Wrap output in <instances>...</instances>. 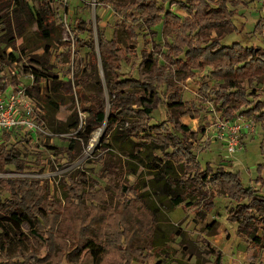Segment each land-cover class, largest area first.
Instances as JSON below:
<instances>
[{"label": "trees", "instance_id": "1", "mask_svg": "<svg viewBox=\"0 0 264 264\" xmlns=\"http://www.w3.org/2000/svg\"><path fill=\"white\" fill-rule=\"evenodd\" d=\"M31 1L34 0H0V23L6 31L8 45H14L24 37L26 28L32 23L46 40L52 38L59 23L63 25L59 7L54 8L57 0H36V8L31 7ZM161 1L99 0V5L114 6L124 18H133L135 13L139 14V19L134 22L137 25L127 30L130 39L138 38L137 30L148 31L155 36L153 28L159 24L170 31L169 41L163 45L153 42V49L141 54L137 78H121L125 55L117 38H106L99 18L96 19L97 39L92 20L78 19L74 22L70 28L74 37L73 45L71 42L62 44L67 61L71 62L72 54L76 55L83 49H88L89 53L87 58L81 59L73 68L76 72L73 77L76 98L72 100L80 102L74 114L73 130L79 129V114H87L85 124L77 135L78 138L83 137L86 143L92 133L104 128V149L108 146L111 134L120 128L130 137L143 136L147 143L172 148L171 155L184 162L200 188L210 190L215 197L227 196L238 202L237 208L230 213V219L238 224L239 230L250 223L264 230V196L246 187L238 173L227 171L222 166L212 167L210 163L205 168L201 166L195 154V143L200 134L206 133V128L193 131L181 122L186 116L197 119L201 108H197L194 101H184L183 88L176 81L177 78L182 81L195 80L198 71L210 69L209 76L214 84L211 86L203 78L199 93L212 97L223 118L252 117L264 129V103L251 106L253 102L248 95L255 97L257 92L253 90L249 93L242 87L244 82L253 86L254 82L264 76V48L222 45L225 30L236 29L233 22L236 14L230 8L231 0H173L171 5L183 11L186 17L166 11L163 5L160 6ZM262 27L258 23L255 29L261 31ZM96 48L100 52L103 80L93 77V70L99 62ZM53 50L51 45L45 44L42 54L29 58L37 67L27 68L34 77V87L28 88L26 92L30 95L33 91L37 93L35 99L40 108L48 99L50 90L59 92L63 87L51 65ZM16 51L6 54L0 48V72L29 55L26 47L20 50L18 58ZM71 71L72 66L68 68V72ZM41 82L47 83L45 93L41 92ZM226 82L227 85H224ZM14 86L17 87V84ZM161 86H166L164 96L160 92ZM7 88L4 78H0V91L4 92ZM86 88H94L97 92L87 94ZM104 88L108 91L109 100L102 94ZM162 105L167 107V120L152 125L153 114ZM18 134L30 133L23 131ZM11 137L7 135L6 139ZM78 138L65 139L68 146L64 152L70 155L67 167L84 157L86 145L82 146ZM3 147L0 150V169L5 173H24L27 164L18 150ZM164 156H169V153ZM161 167L159 164L156 171L160 172ZM258 170L263 172L264 164ZM69 181L68 192L76 194L78 205L74 204L70 196L65 201L52 197L49 183L41 179L14 177L1 180L0 184L6 187L10 195L6 199L0 196V231L7 233L10 230L12 239L28 241L22 227L29 225L31 235L41 244L40 250H46L48 264H59L57 258L63 260L67 251L62 241L65 238L72 241L73 253L88 256L95 264H108L109 255L114 253L119 257L116 264H133L134 261L145 259L144 250L155 249L156 215L149 209L142 214L136 212L134 206L140 199L132 188L117 190L109 185L96 192L99 182L87 176L82 169H78L75 178ZM89 182L92 189L86 195L94 207L93 212L82 206L83 194ZM127 194L133 198H124V204H119L118 208L108 204L111 196L116 195L119 199ZM183 202L181 196L174 200L175 206ZM57 247L58 250L55 249ZM221 259L219 254L218 264H221ZM30 262V259L13 262L9 257L8 262L0 260V264Z\"/></svg>", "mask_w": 264, "mask_h": 264}, {"label": "rangeland", "instance_id": "2", "mask_svg": "<svg viewBox=\"0 0 264 264\" xmlns=\"http://www.w3.org/2000/svg\"><path fill=\"white\" fill-rule=\"evenodd\" d=\"M54 8L59 7L60 23L55 28L52 38L46 40L33 23L26 28V34L16 44L8 45L6 42V31L0 23V48L6 54L16 51L17 58L20 57V50L26 47L29 51L28 57H22L18 62L10 64L4 71L0 72V78L7 83L9 93L12 90H27L34 87V77L27 68L37 67L30 62V57L43 53L45 44L51 45V65L63 83L62 90L48 92V99L43 103L40 123L45 128L46 134H40L34 139L30 134H18L0 145V150L15 148L25 160L27 169L24 173H5L0 169V181L6 178L22 177L34 178L46 181L50 185V194L57 200L65 201L70 196L74 204L78 205L79 200L76 194H69V179L75 178L78 169L86 172L90 178L96 179L100 186L96 192L106 189L111 185L117 190L125 187L132 188L138 195L140 202L134 208L142 214L151 210L156 215L157 229L155 233V249L143 252L145 258L133 264H218L217 257L221 255V264H264V230L255 223H250L239 230L237 223L230 219V213L237 208L238 202L227 196L215 197L208 189L200 188L187 171L186 165L178 157L172 156V148L156 146L153 143L144 141L143 136L130 137L122 129H117L109 137L106 148H102L105 129L96 130L86 143L83 137L78 138L87 114H79L80 126L77 131L73 130L74 114L78 110L79 101L76 98V87L73 80L76 73L73 68L80 60L88 57L89 50L83 49L80 53L72 54V61L68 62L62 44L65 42L74 43L71 29L78 19L92 20L94 25L95 39H97L96 19L99 18L100 26L105 31L108 40L117 38L120 47L125 55L122 69V79L138 77V66L143 52H150L153 49V42L164 44L170 39V31L162 24L155 25L153 36L148 31L137 30L136 40L128 38L127 30L136 26L135 20L139 14L135 13L133 18H124L116 11L114 6H101L99 0H57ZM173 0H162L160 6L166 11H172L181 17H186L175 5ZM187 1V0H176ZM234 1V2H232ZM235 3H238L236 5ZM31 7H37V1L30 2ZM67 7V14L65 8ZM230 8L235 12L233 19L234 30H225V37L222 45L233 47L238 44L243 48L262 47L264 48V6L256 0H231ZM18 13L21 14V11ZM261 23L262 30L256 31L255 26ZM70 26V27H69ZM89 38L88 35H83ZM99 62L93 70L95 79H104L102 66ZM72 66L71 73L68 68ZM210 69L204 72L198 71V78L195 80L182 81L177 78L178 85L183 88L184 101H194L201 113L197 119H181V122L193 131L205 127L206 133L200 134L195 143V154L203 168L207 164L212 167H224L227 171L238 173L243 184L257 190L264 196V170L260 172L259 166L264 164V129L261 124L252 117L242 116L244 119L254 121L256 134L247 133L241 139V148L234 155L228 154L222 142L217 138L216 129L221 118L219 106L215 104L211 96H204L199 93L203 84V78L208 80L212 86L214 82L209 76ZM17 84V87L14 86ZM227 85V82L224 83ZM41 92L45 93L48 86L42 85ZM243 88L248 92L255 90V97L248 95L253 102L251 106L264 103V76L254 82L253 86L244 82ZM85 92L95 93L94 88H86ZM162 96L165 95L166 86L160 87ZM3 94V92L0 91ZM103 96L109 100L106 88L103 89ZM32 96L36 98L37 93L33 91ZM36 100V99H35ZM38 103V101L36 100ZM250 106V107H251ZM249 108V107H247ZM168 110L166 105L160 106L153 114L151 124H160L167 120ZM241 117V116H238ZM184 118V117H183ZM78 138L82 146H85L84 157L68 166L69 157L64 152L68 146L65 139ZM169 153V156L164 154ZM162 160V161H160ZM167 161V162H166ZM161 165L160 172L156 171ZM14 171V168H12ZM162 173V174H161ZM71 177V178H70ZM91 183H87L83 194L82 206L94 211L89 197ZM6 187L0 184V196L2 199L9 197ZM86 195V196H85ZM181 198L184 202L175 206V198ZM132 199L131 194L125 197L111 196L108 204L112 208L123 205V199ZM120 201V202H119ZM119 202V203H118ZM190 207H188V205ZM117 205V206H116ZM120 205V206H121ZM28 241H16L10 237L12 231L7 233L0 231V260L7 261L8 257L13 262H25L30 259L31 264H48L46 250H40L41 244L35 240L30 233V226L22 227ZM66 254L59 264H95L88 256L73 253L72 241L65 238ZM58 250L59 248H55ZM6 255H9L6 257ZM60 257V256H59ZM63 257V256H62ZM119 259L116 253L110 254L108 264H116ZM11 264V263H10Z\"/></svg>", "mask_w": 264, "mask_h": 264}, {"label": "built area", "instance_id": "3", "mask_svg": "<svg viewBox=\"0 0 264 264\" xmlns=\"http://www.w3.org/2000/svg\"><path fill=\"white\" fill-rule=\"evenodd\" d=\"M264 6V0H256ZM47 86L41 82V86ZM10 88V87H8ZM7 88V90H8ZM6 91L0 93V145L6 142V136L28 131L34 139L40 134H46L40 123L42 110L35 98L26 90ZM249 133L256 134L254 121L237 117L234 119L221 118L217 125V138L222 142L228 154L234 155L241 148V139Z\"/></svg>", "mask_w": 264, "mask_h": 264}, {"label": "crops", "instance_id": "4", "mask_svg": "<svg viewBox=\"0 0 264 264\" xmlns=\"http://www.w3.org/2000/svg\"><path fill=\"white\" fill-rule=\"evenodd\" d=\"M179 11H181V10H179ZM182 13H184L183 11H181ZM174 13V12H173ZM176 14V13H175ZM185 14V13H184ZM176 15H178V14H176ZM186 15V14H185ZM179 16V15H178ZM179 17H181V16H179ZM183 120H186V119H189V117H184V118H182ZM191 119V118H190Z\"/></svg>", "mask_w": 264, "mask_h": 264}, {"label": "water", "instance_id": "5", "mask_svg": "<svg viewBox=\"0 0 264 264\" xmlns=\"http://www.w3.org/2000/svg\"><path fill=\"white\" fill-rule=\"evenodd\" d=\"M102 75H103V77H104L103 71H102ZM109 107H110V105H109Z\"/></svg>", "mask_w": 264, "mask_h": 264}]
</instances>
